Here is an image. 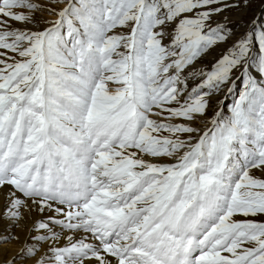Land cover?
I'll use <instances>...</instances> for the list:
<instances>
[{
  "label": "snow or ice",
  "instance_id": "obj_1",
  "mask_svg": "<svg viewBox=\"0 0 264 264\" xmlns=\"http://www.w3.org/2000/svg\"><path fill=\"white\" fill-rule=\"evenodd\" d=\"M250 3L0 0V221L39 214L0 264H264V13L215 19Z\"/></svg>",
  "mask_w": 264,
  "mask_h": 264
},
{
  "label": "rangeland",
  "instance_id": "obj_2",
  "mask_svg": "<svg viewBox=\"0 0 264 264\" xmlns=\"http://www.w3.org/2000/svg\"><path fill=\"white\" fill-rule=\"evenodd\" d=\"M33 2L40 3L41 0H33ZM227 3L233 4L234 0H226ZM61 6V5H60ZM240 14L239 17H237ZM262 13H264V0H251V3L247 8L241 7V8H235V7H229L226 9L222 15L216 16L215 19L219 20L220 22L226 23L228 28L231 30V40L229 41L230 44L241 38L244 34L250 33V32H259L262 24H261V16ZM44 16V19L46 20H55L56 17H52L48 15L47 13L42 14ZM221 16V17H220ZM255 20V24H253V21ZM15 26V24H14ZM43 26V25H42ZM18 27V26H16ZM225 46L216 47L212 50H210L209 54L213 55V58L210 60H206L200 67L198 68H210L212 63L218 59L224 52ZM260 52H259V46L258 44L253 42L252 51L250 53V70L255 71V65L258 61ZM254 74V73H253ZM238 87V88H237ZM242 88L241 81L237 80L235 83L234 90L231 93H228L227 90L224 92L223 96L220 99L215 100L213 102L214 109L223 108L224 114L227 116L228 109L231 108L233 101L237 98L239 91ZM222 101V103H221ZM203 127V125H201ZM145 159H149L148 157H145ZM167 158H165L166 161ZM162 161V162H163ZM169 161V160H168ZM255 175L260 176L261 173L258 170H253ZM259 215L257 217H250L249 219H254L259 222H264V216ZM241 219H243L241 217Z\"/></svg>",
  "mask_w": 264,
  "mask_h": 264
},
{
  "label": "bare ground",
  "instance_id": "obj_3",
  "mask_svg": "<svg viewBox=\"0 0 264 264\" xmlns=\"http://www.w3.org/2000/svg\"><path fill=\"white\" fill-rule=\"evenodd\" d=\"M62 6L63 5H61V7ZM241 13L242 12H240L237 17H239ZM52 17H55V16H52ZM14 24H15V26L23 27V25L19 24L18 22H15ZM211 58H213V55H210V54H207V55L203 56L200 59V61L198 62L197 67H200L204 62H206V60H210ZM253 73L256 74L255 71H253ZM197 82H198L197 80H189V85L192 86V85H194ZM226 90L227 89H224L223 90V92L219 95V98L218 99H220L223 96V94H224V92ZM215 100H217V99L214 98L213 99V102H215ZM217 102H218V100H217ZM213 106H214V104H213ZM163 162H170V161L166 160V161H163ZM7 190H8L7 187L4 188V189H0V211H2L3 208H4V198L3 197H4V193ZM35 219H39V214H35L31 218H27L26 217L19 224V226H15V227H11L9 225V223H7V222L0 221V233H4L5 231H14L15 233H17L20 236V239L23 241L24 239L28 238V236L30 234V229H31V227L33 225V221ZM57 231H59V229H57ZM32 234L34 235L35 233H32ZM80 238H82V236L80 234H77V235L74 236V239H80ZM60 243H61V245H63V244H66L67 241L66 240H62ZM45 247H47V245H45ZM0 248H7V249L10 250V254L7 257H5L3 255H0V260L5 259V258H11V255L18 254L21 251V245L19 243H15V242L8 243V244H5V245H0ZM17 264H21V262L18 261ZM27 264H30V262H27Z\"/></svg>",
  "mask_w": 264,
  "mask_h": 264
},
{
  "label": "water",
  "instance_id": "obj_4",
  "mask_svg": "<svg viewBox=\"0 0 264 264\" xmlns=\"http://www.w3.org/2000/svg\"><path fill=\"white\" fill-rule=\"evenodd\" d=\"M238 88V87H237Z\"/></svg>",
  "mask_w": 264,
  "mask_h": 264
}]
</instances>
